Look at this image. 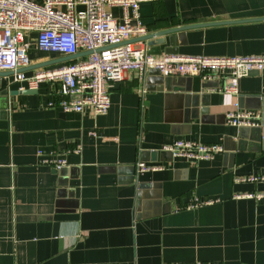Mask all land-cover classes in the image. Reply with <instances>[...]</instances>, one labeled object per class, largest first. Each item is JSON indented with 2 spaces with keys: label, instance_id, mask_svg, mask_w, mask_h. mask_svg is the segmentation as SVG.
<instances>
[{
  "label": "crops",
  "instance_id": "obj_1",
  "mask_svg": "<svg viewBox=\"0 0 264 264\" xmlns=\"http://www.w3.org/2000/svg\"><path fill=\"white\" fill-rule=\"evenodd\" d=\"M139 13L146 34L174 30L161 45L131 39L149 53L264 56V0H151ZM29 56L28 75L65 57L34 42ZM14 78L0 72V264H264V199L235 197L264 191L239 179L264 176V70L236 94L217 90L223 79L128 71L103 115L66 112L50 105L58 84L29 93ZM244 109L260 111L259 127L227 124ZM177 139L223 152L192 163L161 150ZM195 198L213 201L187 209Z\"/></svg>",
  "mask_w": 264,
  "mask_h": 264
},
{
  "label": "built area",
  "instance_id": "obj_2",
  "mask_svg": "<svg viewBox=\"0 0 264 264\" xmlns=\"http://www.w3.org/2000/svg\"><path fill=\"white\" fill-rule=\"evenodd\" d=\"M143 1L151 0H0V72H14L15 81L26 82L30 89L39 88L47 80L58 84L56 100L50 105H58L66 112L82 113L88 108L93 114L103 115L110 108L109 84L120 80L128 71L144 76L154 69L162 76H199L203 81L223 79L217 90L236 94L241 78L264 70V56L184 57L156 55L146 47H135L131 39L147 33L139 13ZM112 6L122 9L120 21L111 13ZM32 42L45 52L81 54L59 68L28 75L22 70L31 65ZM225 119L231 126L251 128L260 126L261 114L259 110H236L227 112ZM161 150L195 163L213 158L223 152V147L217 143L177 139L164 144ZM44 163L60 169L67 161L62 158ZM136 165L139 172L160 168L144 162ZM239 179L255 183L264 181V176ZM235 197L264 199V191L235 194ZM212 201L195 198L187 209Z\"/></svg>",
  "mask_w": 264,
  "mask_h": 264
},
{
  "label": "water",
  "instance_id": "obj_3",
  "mask_svg": "<svg viewBox=\"0 0 264 264\" xmlns=\"http://www.w3.org/2000/svg\"><path fill=\"white\" fill-rule=\"evenodd\" d=\"M171 32H174V30L173 29L172 30H165V31H161V32H158L155 34H145V35L141 36L140 39L144 40V41H148L147 45H149V46L161 45L164 43V39L159 38V37H162V36L169 34ZM154 37H156V38L158 37L159 39L152 40ZM79 56H80V54L68 55V56H65L63 58H59V59L50 60V61H46V62L36 64L34 66H31L30 69H42V68H44L47 71H51L55 68L61 67L64 62L74 60L76 58H79ZM59 63H60V66H58ZM22 71H24V70H22ZM17 72H20V71H17ZM36 91H38V90L37 89H25L24 90V92H29V93L36 92ZM261 124L264 126V117L262 119Z\"/></svg>",
  "mask_w": 264,
  "mask_h": 264
}]
</instances>
